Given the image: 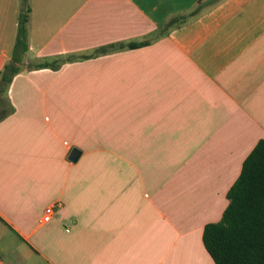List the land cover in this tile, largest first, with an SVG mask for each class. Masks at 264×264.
I'll return each instance as SVG.
<instances>
[{
  "label": "crops",
  "instance_id": "crops-1",
  "mask_svg": "<svg viewBox=\"0 0 264 264\" xmlns=\"http://www.w3.org/2000/svg\"><path fill=\"white\" fill-rule=\"evenodd\" d=\"M27 3L0 120V264H217L205 227L264 139V0ZM24 6L0 0V72Z\"/></svg>",
  "mask_w": 264,
  "mask_h": 264
},
{
  "label": "trees",
  "instance_id": "trees-1",
  "mask_svg": "<svg viewBox=\"0 0 264 264\" xmlns=\"http://www.w3.org/2000/svg\"><path fill=\"white\" fill-rule=\"evenodd\" d=\"M24 0L13 57L0 72V120L9 110L5 93L24 62L28 51V22L31 8ZM198 10H196L197 12ZM195 12V13H196ZM170 20L168 26L182 22ZM150 43L130 41L102 46L97 53L120 48H138ZM65 59L44 60L36 68L59 69ZM4 93V94H3ZM229 204L218 222L206 225L204 243L217 264H264V139H261L244 161L242 172L228 192Z\"/></svg>",
  "mask_w": 264,
  "mask_h": 264
},
{
  "label": "built area",
  "instance_id": "built-area-1",
  "mask_svg": "<svg viewBox=\"0 0 264 264\" xmlns=\"http://www.w3.org/2000/svg\"><path fill=\"white\" fill-rule=\"evenodd\" d=\"M60 205V203H55L53 205H50L46 208L45 210V215H44V221H50L52 219V216L57 210V207Z\"/></svg>",
  "mask_w": 264,
  "mask_h": 264
},
{
  "label": "water",
  "instance_id": "water-1",
  "mask_svg": "<svg viewBox=\"0 0 264 264\" xmlns=\"http://www.w3.org/2000/svg\"><path fill=\"white\" fill-rule=\"evenodd\" d=\"M80 154H81V151L75 147V148H73L69 158L72 161H76L79 158Z\"/></svg>",
  "mask_w": 264,
  "mask_h": 264
}]
</instances>
